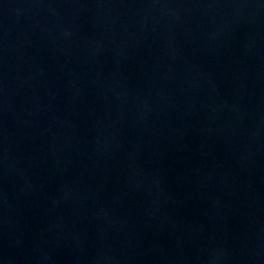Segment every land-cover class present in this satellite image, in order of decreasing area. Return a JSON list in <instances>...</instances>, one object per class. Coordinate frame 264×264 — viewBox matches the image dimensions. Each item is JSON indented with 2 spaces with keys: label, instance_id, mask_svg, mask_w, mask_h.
<instances>
[{
  "label": "water",
  "instance_id": "95a60500",
  "mask_svg": "<svg viewBox=\"0 0 264 264\" xmlns=\"http://www.w3.org/2000/svg\"><path fill=\"white\" fill-rule=\"evenodd\" d=\"M0 264H264V0H0Z\"/></svg>",
  "mask_w": 264,
  "mask_h": 264
}]
</instances>
